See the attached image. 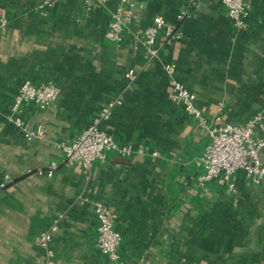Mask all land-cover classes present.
<instances>
[{"label":"crops","instance_id":"1","mask_svg":"<svg viewBox=\"0 0 264 264\" xmlns=\"http://www.w3.org/2000/svg\"><path fill=\"white\" fill-rule=\"evenodd\" d=\"M42 1L0 0L8 19L0 28V264H45L38 237L59 216L54 264H115L95 244L97 201L116 214L126 264H264V184L241 172L232 176L236 191L200 184L196 159L210 134L174 98L164 69L175 65L211 125L261 113L255 135L264 139V0H247L241 30L221 0H135L121 43L105 35L119 0H58L45 11ZM157 16L181 36L161 29L149 57L142 34ZM26 80L60 89L46 108L27 104L21 114L32 129L45 127L44 139L27 140L7 117ZM118 98L103 129L146 152L109 151L90 169L66 164L56 143L71 142ZM53 161L59 168L48 176Z\"/></svg>","mask_w":264,"mask_h":264},{"label":"built area","instance_id":"2","mask_svg":"<svg viewBox=\"0 0 264 264\" xmlns=\"http://www.w3.org/2000/svg\"><path fill=\"white\" fill-rule=\"evenodd\" d=\"M56 1L58 0H43L38 8L45 11L52 7ZM85 1L91 4L97 0ZM101 1L105 2L106 0ZM221 1L226 7L228 17L234 26L238 30L246 28L250 3L247 0ZM135 3V0H119L118 6L112 12V18L105 33L109 40L117 43L123 41L125 28L137 17ZM185 16L186 11H183L178 15V19L180 20ZM7 24V17L0 14V28H5ZM161 29L165 31L167 36L173 38L181 36L176 31L174 25L167 23L160 16L155 17L153 23L144 29L142 34V41L147 48L149 57H155L159 53V49L155 47V42ZM164 69L171 76L170 86L174 98L210 134L209 143L205 146L203 153L196 159L197 165L203 169L199 175L200 184L203 185L208 181L215 180L221 185H226L229 190L236 191V185L232 180V176L237 172L243 173L244 177L253 184H264V162L261 159L264 139L258 138L255 135L256 129L263 126V115L258 113L244 124L219 123L211 125L195 104V94L174 78L175 65L172 63L165 64ZM126 75L130 80H134L137 74L134 70H129ZM59 93V87L54 84L43 83L37 85L30 80H26L16 93L7 117L27 140L44 139L47 137L45 127L39 126L36 129H32L22 118L21 114L24 105L27 104H35L39 108H46L57 99ZM120 102L121 99L118 98L105 105L90 124L71 142L56 143V146L64 152V162L66 164L90 169L95 161H105L109 151H115L123 157L146 152V148L143 145H119L113 136L103 129L102 123L109 119L113 109ZM219 119V117H216L217 121ZM158 154V151L150 152V155L153 157H156ZM58 168L59 163L53 161L45 173L48 176H52ZM40 172L43 173V171ZM9 178V175H6V179ZM6 185V181H2L0 189L5 188ZM95 212L98 218L96 246L115 264H126L118 252L122 235L115 228L116 214L102 201L95 203ZM61 218L62 216H59L55 219L52 226L46 231L41 232L38 237L39 245L47 254L45 264H54V250L51 248V241Z\"/></svg>","mask_w":264,"mask_h":264}]
</instances>
